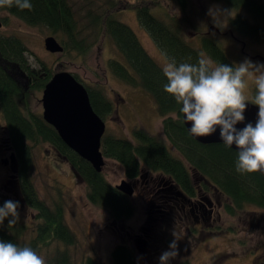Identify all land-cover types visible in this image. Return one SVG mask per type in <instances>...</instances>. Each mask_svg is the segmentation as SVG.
I'll return each instance as SVG.
<instances>
[{
  "label": "trees",
  "instance_id": "16d2710c",
  "mask_svg": "<svg viewBox=\"0 0 264 264\" xmlns=\"http://www.w3.org/2000/svg\"><path fill=\"white\" fill-rule=\"evenodd\" d=\"M184 10L189 0H172ZM221 1L236 11L230 18L231 30L255 42L264 41V0H214ZM32 9L20 10L16 6L0 7L31 26L45 27L63 45V53L73 50L86 61L90 52L102 44L104 37L112 40L126 61V66L109 58L106 68L131 87H141L151 94L158 114L162 117L163 133L167 142L155 137L145 128L133 130L131 139L104 133L100 150L106 159L117 162L128 180L138 178L143 170L157 172L173 181L184 193L193 196L196 185L217 189L225 197L224 210L237 214L252 205L264 210V177L259 172L240 174L235 170L237 154L224 143L201 144L186 130L180 104L163 90L167 83L162 68L148 54L135 32L116 18L115 0H100L96 11L86 14L88 23L83 26L76 17L71 0H30ZM159 0H138L126 9L135 11L137 21L150 35L165 57L175 58L177 63L196 64L204 52L216 64H234L228 59L223 47L208 33L198 36L200 46L195 47L182 35L183 20L169 16L170 22L153 15L151 9ZM105 5V7L103 6ZM25 47L15 37H0V115L4 121V141L15 154L17 184L29 208L36 211L34 236L24 242L20 238L28 227L18 221L8 225V218L0 225V240L12 242L19 247H31L38 254L44 246L75 243V235L65 223L63 207L56 203L50 207L35 189L30 172L33 166V149L41 144L50 145L71 166L75 177L85 183L87 199L103 208L116 220L130 218L134 212L131 197L115 188L91 164L78 156L47 124L42 114L30 110L29 104L20 103L21 91L6 74L3 65L15 63L24 69ZM45 66L44 64H42ZM235 67V66H234ZM45 76L36 80L31 88L39 90L53 75L43 67ZM131 71V72H130ZM37 73V71H36ZM74 77L81 82L76 74ZM84 84V83H82ZM94 111L103 119L113 110L103 86L84 84ZM256 91V90H255ZM254 91V93H255ZM22 106H25L22 107ZM177 117H180L177 119ZM104 121V120H103ZM210 183V186L207 185ZM6 199L0 197V206ZM263 219V218H261ZM46 264H69V255L64 249ZM114 264H138L133 252L125 245H117L112 251ZM81 264H102L93 257H86Z\"/></svg>",
  "mask_w": 264,
  "mask_h": 264
},
{
  "label": "rangeland",
  "instance_id": "374dc122",
  "mask_svg": "<svg viewBox=\"0 0 264 264\" xmlns=\"http://www.w3.org/2000/svg\"><path fill=\"white\" fill-rule=\"evenodd\" d=\"M136 1L138 0H115L116 18L135 32L148 54L163 68L166 62L164 54L147 31L139 25L135 11L126 9ZM99 2L100 0H71L76 17L82 26L88 23L86 17L88 11L98 10L95 4ZM211 7L227 9V12L219 16L221 28L215 27L211 17L207 15ZM151 12L168 23L171 15L185 18L181 33L185 40L195 47L200 46L197 35L210 34L223 47L234 66H238L245 59L264 63V41L255 42L233 32L230 18L236 11L221 1L189 0L187 7L181 10L172 0H159V4L153 7ZM1 17L3 21L0 37H15L22 42L28 70H36L37 75L41 77L45 76L43 67L53 74L66 70L76 74L81 83L91 86L97 83L103 86L102 89L113 106L112 112L103 118L105 133L131 139L133 130L143 127L155 137L167 142L163 133L162 117L157 112L151 94L141 87L127 85L109 69L103 70L109 58L126 64L111 39L104 37L100 48L96 46L84 61L73 50L63 54L45 50L44 39L52 35L45 27L28 25L2 10H0ZM223 25L227 26L223 28ZM202 57L212 62L210 67L214 68L217 65L204 52ZM20 68L24 70L23 67ZM12 69L14 68L10 66V70ZM244 79L246 83L244 95L247 101L251 102L255 96L254 77L246 76ZM22 83L19 85L20 91L24 89ZM41 96V89L29 88L19 100L23 105L29 104L31 111L42 114ZM3 125L4 121L0 115V197L19 201V221L29 226L20 239L27 242L35 235L33 230L38 223L35 217L36 211L26 205L18 187L16 162L10 163L9 166L1 162V158H8L11 153L4 141ZM104 160L103 174L110 183L116 185L123 179L131 181L124 175L121 165L111 159L104 158ZM33 161L30 175L39 197L50 207L56 203L62 205L65 223L73 231L76 239L75 243L69 246L61 243L44 246L38 255L44 258L45 264L57 255V251L64 249L69 255V264H81L86 257H93L102 264H114L112 251L120 244L127 246L139 260L142 253L150 254L152 250L155 258L150 262L158 264L160 254L168 249L170 241L174 238H178V255L170 260L169 264H264L263 209L248 205L241 214L239 212V215H232L222 208L221 213L208 223L195 222L191 213L189 217L183 219L178 214H171V219L164 221L157 211V203L150 205L142 196L134 193L131 196L134 205L132 216L116 220L106 210L87 199L85 183L75 177L70 164L50 145L36 146L33 149ZM222 197L219 199L220 202H223ZM136 236L141 241L148 240L149 251H141V245L133 240ZM151 256L149 255L148 258Z\"/></svg>",
  "mask_w": 264,
  "mask_h": 264
},
{
  "label": "clouds",
  "instance_id": "9594fccd",
  "mask_svg": "<svg viewBox=\"0 0 264 264\" xmlns=\"http://www.w3.org/2000/svg\"><path fill=\"white\" fill-rule=\"evenodd\" d=\"M4 6L32 9L30 0H0V7ZM225 12L227 9L211 7L207 15L215 27L221 28L219 16ZM165 61L162 71L167 83L163 90L181 105L179 112L183 122L190 123L189 133L197 138L207 137L219 129L225 147L235 145L238 150L235 170L240 174H264V63L245 59L235 67L221 63L212 68V62L204 58L196 64H178L175 58L168 57ZM246 76L254 77L256 91L251 103L258 106L257 119L255 124L248 122L238 129L236 125L245 121L248 106L244 95ZM19 208V201H4L0 206V225L6 218L8 225L16 224ZM177 255L178 238H174L160 254L158 264H169ZM0 264H45V260L31 247L0 240Z\"/></svg>",
  "mask_w": 264,
  "mask_h": 264
},
{
  "label": "water",
  "instance_id": "95a60500",
  "mask_svg": "<svg viewBox=\"0 0 264 264\" xmlns=\"http://www.w3.org/2000/svg\"><path fill=\"white\" fill-rule=\"evenodd\" d=\"M44 48L55 54H60L64 50L63 45L52 35L45 37ZM40 101L44 121L55 129L60 139L71 150L89 162L96 172H102L105 160L100 146L105 133V122L92 108L84 84L69 71H57L44 85ZM246 103L248 106L244 112L245 121L236 125L238 129L243 128L248 122L255 124L257 119L258 106L251 102ZM183 124L189 133L190 123ZM190 136L201 144L223 143L219 138V129L207 137L197 138L191 134ZM231 148L238 152L235 145ZM15 161L13 152L8 158L1 160L4 165L13 164ZM259 173L264 177V174ZM115 188L129 197L134 194L132 183L124 179L116 184Z\"/></svg>",
  "mask_w": 264,
  "mask_h": 264
},
{
  "label": "flooded vegetation",
  "instance_id": "af4514ba",
  "mask_svg": "<svg viewBox=\"0 0 264 264\" xmlns=\"http://www.w3.org/2000/svg\"><path fill=\"white\" fill-rule=\"evenodd\" d=\"M0 21L2 26V17L0 18ZM10 66L14 69L10 70ZM3 68L18 88L22 82L24 83V89L22 88L21 90L22 95H24V91H28L29 88H31L36 80L43 78L37 75L36 70H22L14 63H6ZM43 88L44 87L41 88V92L43 91ZM10 152L12 151L10 150ZM9 164L6 166H9ZM130 183L133 185L135 194L137 193V195L142 196L150 205L157 203V211L160 213V217H162V220L164 221L170 220L171 214H178V216L183 219V217H189V213H191L194 215H192V217L195 222L208 223L221 213L220 209L223 208L224 210V202L226 199L222 193L213 187H209L208 190H205L201 185H196L194 195L190 196L184 193L179 186H176L173 181H170V179L164 177L162 174L157 172H147L146 170H143L140 176L132 179ZM207 185L210 186V183H207ZM221 197L223 198V202L219 201ZM181 213L183 214L182 216ZM133 240L141 245L142 252L150 250V245L147 239L141 241L138 236H136ZM149 255H152L151 258H148ZM154 258V253L151 250L150 254L142 253L140 260L138 258H136V260L138 264H151L150 261Z\"/></svg>",
  "mask_w": 264,
  "mask_h": 264
}]
</instances>
